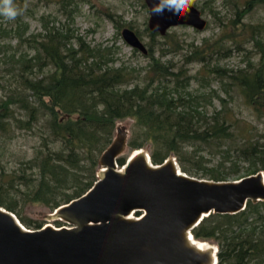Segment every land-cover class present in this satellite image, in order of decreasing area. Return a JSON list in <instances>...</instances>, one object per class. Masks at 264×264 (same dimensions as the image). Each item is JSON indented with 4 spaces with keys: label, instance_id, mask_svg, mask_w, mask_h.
I'll return each mask as SVG.
<instances>
[{
    "label": "trees",
    "instance_id": "obj_1",
    "mask_svg": "<svg viewBox=\"0 0 264 264\" xmlns=\"http://www.w3.org/2000/svg\"><path fill=\"white\" fill-rule=\"evenodd\" d=\"M41 2L58 5L56 14L41 16L44 32L21 40L20 30H8L17 32L33 54L14 60L11 82L18 84L0 97L1 135L14 127L34 131L44 122L34 156L21 161L18 170L0 172V206L27 228L41 224H31L20 215L16 200L7 199L12 190L19 192L23 186L19 192L23 202H41L51 210L81 196L96 181L99 155L111 142L116 121L123 118L133 120L127 146L148 148L153 163L174 156L183 172L213 180L264 173V134L256 135L251 124L239 120L218 90L190 89L193 82L209 84L207 79H216L226 97L232 100V93H237L253 114L264 116V21L245 20L264 0H229L233 17L225 26L230 35L218 37L214 44L204 40L200 46L192 45L179 62L163 60L174 52L164 46L170 33L162 36L159 46L154 38L161 35L147 29L149 62L144 67L115 66L113 46H91L75 35L70 24L79 11L76 0H15L21 13L16 22L23 25V32L28 28L24 19L33 17L32 6ZM58 19L64 22L55 26ZM227 40L237 51H245L243 45L251 43L258 50L257 60L250 58L236 69L219 66L220 57L233 53ZM193 61L201 63L198 74H191L188 67ZM215 99L220 108L209 111ZM13 107L23 117L15 116ZM210 148L227 157L234 152L238 160L248 162L244 175L236 163L226 170L208 166L202 152ZM125 161L123 156L117 159L119 166ZM191 233L217 246V264H264V201H248L234 214L211 213Z\"/></svg>",
    "mask_w": 264,
    "mask_h": 264
},
{
    "label": "water",
    "instance_id": "obj_2",
    "mask_svg": "<svg viewBox=\"0 0 264 264\" xmlns=\"http://www.w3.org/2000/svg\"><path fill=\"white\" fill-rule=\"evenodd\" d=\"M143 1L148 29L161 36L176 26L198 31L207 26L195 5L179 16L154 15L150 10L159 0ZM121 35L147 54L132 29L124 27ZM128 137L125 126L117 127L99 155L93 185L46 215L69 227L30 229L0 206V264H217V246L199 248L194 242L204 241L191 230L211 213L234 214L248 201H264V173L235 180L199 178L183 172L174 157L153 163L142 149L119 166Z\"/></svg>",
    "mask_w": 264,
    "mask_h": 264
},
{
    "label": "rangeland",
    "instance_id": "obj_3",
    "mask_svg": "<svg viewBox=\"0 0 264 264\" xmlns=\"http://www.w3.org/2000/svg\"><path fill=\"white\" fill-rule=\"evenodd\" d=\"M76 1L79 11L76 13L73 22L70 24V28L75 35L81 37L85 43L90 44L91 46H113L114 51H116L114 55L115 66L124 63L133 67H144L148 64L149 58L146 57V55L139 51L133 52V48L123 40L121 31L124 27L129 26H120L122 24L124 25V23L131 24V27L129 28L138 33L145 46L149 47L150 36L147 32L149 14L147 7L142 5V3H144L143 0ZM194 5L199 8L202 15L207 20L206 28L202 31H198L185 25L170 28L168 34L170 33L171 38L165 40L167 43L164 46H167L169 50H173L174 52L168 54L163 60L173 58L174 61L179 62L182 60L183 54L190 49L192 45L200 46L204 40L211 42L210 44H214L213 41L218 37L230 35L229 33H226L228 28L225 26V23L233 17V11L229 4V0H194ZM32 8L34 9V16L24 19L28 24V28L24 32L23 25L17 23L16 19L6 20L3 16H0V28L6 31L4 33L0 31V97L4 95V90H7L6 88L18 84L15 81L11 82V76L14 75L13 72L15 73V71H12L15 65L14 60L20 55L33 54L26 41H19V35L17 32L10 33L8 30H20L22 35L21 40H24V38L28 37L30 34H40L44 32V20L41 19V16H46L49 13L56 14L58 5L56 3L45 4L41 2L36 6H32ZM23 14H25V11H23ZM107 15H110L113 21H111ZM245 20L250 23L264 21V5L256 7L247 15ZM63 22V19H58L54 25L59 26ZM118 26L120 27L117 28ZM154 40L158 45L163 44L164 42L162 36L155 37ZM227 47L233 49L232 55L229 57H220L218 62L219 66L224 67L225 69L243 67L250 58L253 60H257L258 58L256 53L258 50L253 48L251 43H245L243 45V47L246 48L245 51H237L232 45L231 40H227ZM158 54L159 51H156L155 56H158ZM13 55L14 57H12ZM188 67L191 74H198L201 63L193 61ZM17 68H19V66H17ZM207 80L209 81V84H207V82L205 84L201 81L200 85H198L193 82L190 89L197 90L199 87H205L203 91L209 90L210 88L218 90L219 96L227 100L228 106L232 108L234 115L240 118L239 120H244L246 123L251 124L253 126V132L256 135L264 134V116L253 114L237 93H232L234 96L232 100L229 99V96L226 97L218 80L213 78ZM10 83H12V86ZM2 85L5 86V89L2 88ZM213 104L214 106L209 107V111L214 107L216 109L220 108L221 104L219 100L215 99ZM13 111L15 116L23 117L22 111L15 107H13ZM132 124L133 120L131 118L117 120L113 136L116 134V128L119 126H125L128 130V135L130 136ZM42 125H44V122H40L39 125L34 128V131H25L14 127L11 133L8 131L4 135L0 134V172L18 170L21 161L28 160L34 156L35 148L40 141L38 131L40 128H43ZM255 138L258 137L256 136ZM141 149L149 154L148 148ZM135 150H131L127 146L122 156L127 159ZM202 154L204 155L206 164L210 167L221 166L226 170L227 166L236 163L237 167L242 170V175H244V170L249 167V163L238 160L234 152L227 157L217 148H210L208 151L204 150ZM236 178L238 177H229L227 180H235ZM20 191H24V187L21 185L19 186V192ZM19 192L12 190V196H9L7 199L16 200V209L25 220L32 221L31 224L38 222L41 224V227L50 224L53 227L58 228L63 224L60 220H46V215L53 210L41 202H23ZM30 229L35 228L31 226ZM204 242L209 243L206 241Z\"/></svg>",
    "mask_w": 264,
    "mask_h": 264
},
{
    "label": "clouds",
    "instance_id": "obj_4",
    "mask_svg": "<svg viewBox=\"0 0 264 264\" xmlns=\"http://www.w3.org/2000/svg\"><path fill=\"white\" fill-rule=\"evenodd\" d=\"M194 0H159L151 8V14L162 15L165 11L173 12L177 16L189 12ZM20 9L15 0H0V16L6 20H15L20 15Z\"/></svg>",
    "mask_w": 264,
    "mask_h": 264
},
{
    "label": "bare ground",
    "instance_id": "obj_5",
    "mask_svg": "<svg viewBox=\"0 0 264 264\" xmlns=\"http://www.w3.org/2000/svg\"><path fill=\"white\" fill-rule=\"evenodd\" d=\"M195 244H197L199 246V248L201 249H207L210 247V244L209 243H198V242H194Z\"/></svg>",
    "mask_w": 264,
    "mask_h": 264
},
{
    "label": "built area",
    "instance_id": "obj_6",
    "mask_svg": "<svg viewBox=\"0 0 264 264\" xmlns=\"http://www.w3.org/2000/svg\"><path fill=\"white\" fill-rule=\"evenodd\" d=\"M65 227H69V226H65Z\"/></svg>",
    "mask_w": 264,
    "mask_h": 264
}]
</instances>
